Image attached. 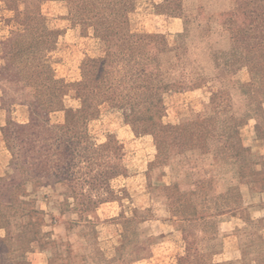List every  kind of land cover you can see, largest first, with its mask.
Returning <instances> with one entry per match:
<instances>
[{"label":"rangeland","instance_id":"1","mask_svg":"<svg viewBox=\"0 0 264 264\" xmlns=\"http://www.w3.org/2000/svg\"><path fill=\"white\" fill-rule=\"evenodd\" d=\"M238 3L0 0L1 246L15 228L35 247L37 229L56 235L53 225L74 224L86 207L107 254L137 207L151 211L156 233L170 229L153 216L161 206L147 184L173 159L176 190L186 191L184 158L194 148L223 156L234 147L264 171V59L262 71L237 63L245 52L234 42L264 35L233 34ZM158 81L186 87L160 92ZM148 114L159 116L152 126L143 124ZM150 164L157 168L148 174ZM210 170L212 187L230 175L226 165ZM76 233L73 251L84 238ZM36 249L21 256L41 260ZM184 251L155 249L154 260L135 264H177ZM226 257L216 253L213 262L230 264Z\"/></svg>","mask_w":264,"mask_h":264},{"label":"crops","instance_id":"2","mask_svg":"<svg viewBox=\"0 0 264 264\" xmlns=\"http://www.w3.org/2000/svg\"><path fill=\"white\" fill-rule=\"evenodd\" d=\"M221 164L223 163L213 159L211 163H204L203 165L192 162L193 167L189 168L190 177H188L191 186L194 187L192 184H194L193 176L195 174L202 172L205 176L208 168H213V166L218 168ZM168 167V170L157 168V182L148 183L147 187L150 194L153 195L154 199H157L161 206L162 213L153 216L161 223V227L169 225L170 229L156 233L150 224L153 218L151 211L148 207H137L124 217L125 219L134 217L135 221L122 224V228L119 230V238L114 242L112 248L113 252L107 254L101 246L98 231H96V235H93V238H90L88 226L83 224L70 226L68 221L61 219L60 223L52 227V230L59 229L60 233L50 234L51 239L59 240L60 262L68 264L67 244L70 242V233L74 232H78L76 233L78 239L84 237L81 238L82 243L75 249L81 258V262L78 264H135L141 261L154 260L155 249L159 251L157 255H161L162 251L168 248L176 251L183 249L184 251V236L179 226V220L173 216L167 192V186H170L174 179L178 180L173 175L177 169L172 170L170 165ZM147 169L149 171V166ZM167 176L169 181L165 180ZM232 186H238L235 195L231 192ZM215 192L222 195V202L225 198L231 200L233 204L214 215L210 213V217L216 220L217 233L212 238L200 241L199 247L205 251L214 250L218 251L219 254L228 255L229 257H226L225 260H230V264H264L258 260V257H264V226H259V223L262 224L264 220V203L260 201V199L264 200V184L255 182L248 184L242 182L240 177L235 179L231 175H221L215 184ZM91 217L93 215H90ZM82 228H84L83 231ZM49 247V244L44 248L35 247L37 248L34 250L37 251L36 253L43 254L41 260L35 259L36 256L31 255L27 258L33 264H48L49 256L45 257L44 252L48 251ZM64 249L66 251L63 253ZM159 261L156 259L153 263L156 264Z\"/></svg>","mask_w":264,"mask_h":264},{"label":"trees","instance_id":"3","mask_svg":"<svg viewBox=\"0 0 264 264\" xmlns=\"http://www.w3.org/2000/svg\"><path fill=\"white\" fill-rule=\"evenodd\" d=\"M238 1L239 8L240 6H242V8H237V11H235L234 13H230V17L228 20V23L231 26L230 29L233 34L264 35V0ZM243 41L244 39H240L237 36L234 37V42L236 44L240 43L242 44V46L240 45V48L237 45L236 48L234 46L233 51H237V48H239L243 49L245 52L243 56L238 57V60H236V62H239V64L250 66L252 70L262 71L264 53L261 49L263 47L264 38L255 39V41H253V45H250L248 42H245L244 44ZM151 79L153 80L152 77ZM158 82V85H153L152 87H156V89H158L160 92H170L175 90L176 88L186 87V82ZM158 119V115L155 116V114H148L143 118V124L152 126V124H155ZM186 127L188 128V126ZM224 147H226V145ZM228 147L231 146L227 145V149H229ZM232 149L233 151L229 154L223 153V156H219L218 151H216L215 149H203L201 147H198L194 148V150L190 151V153L187 152L189 153V155L187 157L185 156L184 161L190 168L193 167L191 165L192 162L200 163L201 165H203L204 163H211V160L213 159L216 162L218 161L223 163L220 165V167H222V165H226L229 170V174L235 179L240 177L242 182L248 184L254 182L257 184H264V171H256L254 167H252L250 162L245 161L244 155L234 150V147ZM172 162L173 159L169 161L167 165H170L172 167V170H174L175 166L174 162ZM155 168L157 167L150 164L148 174L152 173ZM213 168L216 167L213 166ZM210 169L212 168H208L206 170L205 176L202 172H199V174H195V176H193L194 184H192L194 185V187L191 186V183L189 182L188 184L191 187H188V189H184L186 191L177 192L176 186L178 184V181L175 179L170 186H167V192L170 198L173 216L176 217L177 220H179V226L182 230L185 241L184 254L179 256L177 264H217L213 262V256L214 254L218 253V251H205L199 247V242L212 238L217 233L216 220L213 217H210V215H214L216 212L222 211L223 208L231 206L233 202L225 198L222 202V195H219L215 192V185L214 187H212L213 180L211 178L210 180H207L206 178L207 173L211 171ZM186 173H188L187 176L190 177L189 171H187ZM204 181H206L207 183ZM204 183H206L205 192L198 193L197 189L203 187ZM214 184H216L215 181ZM237 188L238 186H232L231 192L233 195H235ZM80 210V218L75 221L74 224H71L69 222L70 226H76L79 224H83L86 227L88 226L90 229V232L88 233L89 237L93 238V235H96V231L93 228V221L89 219L87 215L90 209L86 207ZM134 221V217L125 219V223L127 224ZM20 229H24V227ZM83 229L84 228H82V231ZM37 231L38 234H36V236L38 237L35 240V247L44 248L49 244L50 247L48 249L52 251V256L49 257L48 264H62L60 262L61 252L59 240L51 239L50 234L48 232L41 231V229H37ZM19 232H22V230H20ZM19 232H15L14 228L12 239L7 240V242L4 244L5 246L0 245V259L4 258V256H7L10 252L14 256L13 260H9L6 258L4 260V264H33L30 262L27 256H21V253L22 250L26 249L28 251H31L35 247H32L30 241L26 242L22 240L19 236ZM41 237H45V239H41ZM67 246V251L69 253L68 264L80 263V255L75 250L73 251V249H71L70 242L67 244ZM65 251L66 250L64 249L63 253Z\"/></svg>","mask_w":264,"mask_h":264}]
</instances>
